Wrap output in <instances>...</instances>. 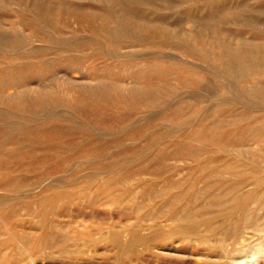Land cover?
<instances>
[{
	"label": "rangeland",
	"instance_id": "1",
	"mask_svg": "<svg viewBox=\"0 0 264 264\" xmlns=\"http://www.w3.org/2000/svg\"><path fill=\"white\" fill-rule=\"evenodd\" d=\"M238 182L264 187V0H0V264H195L130 231Z\"/></svg>",
	"mask_w": 264,
	"mask_h": 264
},
{
	"label": "bare ground",
	"instance_id": "2",
	"mask_svg": "<svg viewBox=\"0 0 264 264\" xmlns=\"http://www.w3.org/2000/svg\"><path fill=\"white\" fill-rule=\"evenodd\" d=\"M259 182L254 183L253 190L244 189L250 183L238 182L232 187L228 184L230 188L225 192L198 194V191L188 197L185 195L163 199V202L147 212L148 219L153 222L152 228L155 227L153 232L143 235L139 229L133 228L130 231V244L135 245L136 241L142 240L141 243L144 242L150 249L160 237L173 239L174 235L179 234L182 240H195V243L188 247L189 252L183 253L173 246L174 248L166 253L178 260L185 261L186 258L182 254H186L190 261L201 264V257L195 255L194 251L204 246L203 251L211 254L212 260L203 264H220V261H224L223 264H264V190L262 191L263 186H259ZM166 222L172 223L173 226L165 229L163 224ZM166 225L169 227V224ZM115 232L113 239L120 243L124 240L122 233L119 230ZM211 237H215L217 241L210 243ZM166 245L169 248L168 242Z\"/></svg>",
	"mask_w": 264,
	"mask_h": 264
}]
</instances>
